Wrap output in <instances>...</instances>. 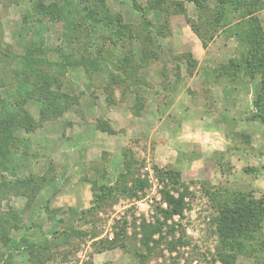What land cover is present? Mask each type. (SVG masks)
<instances>
[{
    "label": "rangeland",
    "instance_id": "1",
    "mask_svg": "<svg viewBox=\"0 0 264 264\" xmlns=\"http://www.w3.org/2000/svg\"><path fill=\"white\" fill-rule=\"evenodd\" d=\"M41 1L49 5L62 0H0V66L8 61V52H28L35 35L50 48L62 43V22L43 17L37 4ZM107 2L134 33L144 24L143 10L148 11L151 42L134 41L133 61L142 62L145 54L149 58L132 70L106 61L90 75L84 67L73 69L66 87L78 96L77 102L64 110L53 106L51 112L33 102L21 112L26 127L14 133L21 155L15 161L17 176L33 172L52 181L32 201L10 190L0 197V211L9 218L15 214L10 232L15 240L57 239L44 252L28 246L9 249L0 241V264H139L137 225L142 219L154 222L158 208L166 207L155 166L179 171L189 189L183 216L174 218L185 229L188 244L170 251L165 241L146 264H213L219 201L238 192L264 195V123L256 115L260 80L243 68H224L232 60L240 62L246 52L235 29L213 31L188 0H167L163 9H148L150 0ZM257 15L264 26V7ZM93 41L103 45L113 63L121 59L123 51L114 48L108 32L101 31ZM49 55L58 59L54 51ZM0 79L5 81L0 98H6L10 77L0 71ZM104 124L112 131L102 129ZM126 156L136 167L143 163L138 172L135 167L136 176L149 186L138 198H119L82 218L81 211L92 205L94 183L114 184ZM6 180L0 175V185ZM125 219L128 247L110 248L106 240L114 238ZM65 230L79 233L61 240ZM176 230L179 238L180 228ZM260 234L264 239V221ZM162 235L172 239L166 228ZM239 262L262 264L244 255Z\"/></svg>",
    "mask_w": 264,
    "mask_h": 264
},
{
    "label": "trees",
    "instance_id": "2",
    "mask_svg": "<svg viewBox=\"0 0 264 264\" xmlns=\"http://www.w3.org/2000/svg\"><path fill=\"white\" fill-rule=\"evenodd\" d=\"M62 0L58 4L37 3L41 10H38L43 17H51L62 22L63 40L60 45L50 48L46 45V39L40 38L38 41L32 39L31 45L27 47L28 52L22 55L8 56V61L0 66V71L10 77L8 81L10 96L0 98V175L4 181L0 185V197L15 190L28 197L32 201L43 186L52 181L51 178L38 176L31 172L26 177L17 176L15 161L21 155L17 154L19 144L14 139V133L22 125L19 118L21 112L26 113L24 108L33 102H38L46 111H53L56 106L59 109H66L72 102H77L78 96L67 89L66 81L69 71L84 67L86 73L90 75L92 71L102 69L103 63L110 62L114 66L128 67L132 70L137 64H146L149 55L142 57V62L136 63L133 57L136 56L133 49L135 40L141 45L151 42L153 27L147 18V10H143L144 24L134 33L132 27L125 23L121 13L114 12L109 7L107 0ZM193 3L198 12L204 14V20L213 31L218 29L234 30L241 44L246 47L240 62L232 60L225 66V72L238 68H243L249 75L259 77V92L256 102L260 107L257 117L264 123V26L257 12L264 7V0H216L213 7L210 0H188ZM167 0H150L148 9L164 8ZM137 8L139 6L136 4ZM39 7V8H40ZM142 12V9H141ZM234 17V19L232 18ZM232 18V19H231ZM234 20V21H233ZM37 25V24H36ZM101 31L108 32L115 49H122L123 55L118 62L104 55V47L96 44L93 37ZM233 32V31H231ZM204 44L206 40L204 39ZM54 51L58 59L52 60L49 53ZM13 66V67H12ZM231 74V73H229ZM118 81L117 79H115ZM68 82V81H67ZM0 84H5L0 79ZM53 89H50V88ZM33 126L30 125L31 128ZM26 127V126H24ZM104 130L112 129L104 124ZM143 164V163H142ZM136 167L133 158H125L123 171L114 184L94 183V199L91 207L86 211H81L82 218L88 214L98 212L106 205H112L119 198H138V193L144 191L148 186V181L136 176L138 170L143 166ZM136 167V168H135ZM157 175L163 181L164 186L161 192V200L166 207L160 206V214L154 222L142 219L139 228L138 241L140 247L136 251L139 264H146L157 254L158 246L167 242L170 251L177 248V244L187 246L186 231L180 224L174 221L176 215L182 217L187 208L186 198L189 189L181 180V173L172 168H159L155 166ZM218 216L216 218L218 244L215 251V260L220 264H241L239 257L249 256L264 264V239L261 238L260 231L264 221V195L260 198L252 193L238 192L223 201H219ZM15 214H11L14 216ZM5 213L0 211V241L9 249H20L24 246L34 248L36 251L44 252L57 239L45 238L44 242H36L26 236L15 240L10 235L11 225L16 223ZM128 221L125 219L114 238L106 240L108 246L128 247L127 238ZM180 228V237L176 238V228ZM16 228V227H15ZM164 228L171 234L172 239H167L162 235ZM78 230H65L60 237L67 240L68 236L77 235ZM59 234V233H57ZM159 234V239L155 236ZM5 264H9L8 261Z\"/></svg>",
    "mask_w": 264,
    "mask_h": 264
}]
</instances>
